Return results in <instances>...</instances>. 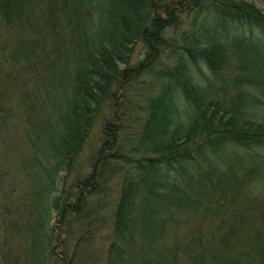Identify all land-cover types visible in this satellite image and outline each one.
Returning <instances> with one entry per match:
<instances>
[{"label":"trees","instance_id":"trees-1","mask_svg":"<svg viewBox=\"0 0 264 264\" xmlns=\"http://www.w3.org/2000/svg\"><path fill=\"white\" fill-rule=\"evenodd\" d=\"M261 106L253 0H0V264H264Z\"/></svg>","mask_w":264,"mask_h":264},{"label":"rangeland","instance_id":"rangeland-1","mask_svg":"<svg viewBox=\"0 0 264 264\" xmlns=\"http://www.w3.org/2000/svg\"><path fill=\"white\" fill-rule=\"evenodd\" d=\"M253 1L257 7L264 10V0H253ZM137 52L139 53V47L138 46H136V49H135V53H137ZM137 56H138V54H136V57ZM139 58H140V56H139ZM262 114H264V106H261V109H258L256 117L260 118L262 116ZM93 133L94 134L96 133V136L93 135V136H91L90 139H88V142L83 149L81 159L79 161V165L77 166L76 172H78L80 169L82 170L83 167H85L86 160H87L88 156L92 153L95 145L97 144L96 139L99 136L98 129L97 128H96V130L94 129ZM257 152L259 154V156L257 157V160L260 161V158L262 159L264 157V149L258 150ZM251 188L255 191H260V192L264 193V178L253 180ZM115 193H116V190H115ZM114 196H115V194H114ZM109 213L110 212L107 211L106 209H103L100 211V214H103V215H106V214L109 215ZM55 220H56V218L51 220V227L53 228V230L57 231V232H55V235H54V239H55L56 244H57L56 253L58 255H60V257H61L62 253L65 251V247H64V244L62 242V239L73 236L72 241H70V240L68 241L70 244L72 243V245H73L75 242V234L71 235L68 233H64V235H66L65 237H64V235H60L59 233L62 232L64 229H60V223L55 221ZM72 229H74V227H72ZM58 230H60V231H58ZM74 231H75V229H74ZM77 232L75 231V233H77ZM109 237H110L109 220H106L104 227L102 229H100L97 233H94L93 237H91V239L93 238V243H92L93 249L91 248L92 252L95 254H97V252L102 253L106 244H107ZM1 247H2V245H1ZM88 264H99V261H96L94 263L90 262Z\"/></svg>","mask_w":264,"mask_h":264}]
</instances>
